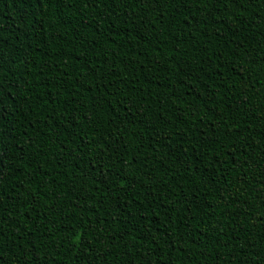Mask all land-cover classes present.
<instances>
[{"label":"trees","instance_id":"1","mask_svg":"<svg viewBox=\"0 0 264 264\" xmlns=\"http://www.w3.org/2000/svg\"><path fill=\"white\" fill-rule=\"evenodd\" d=\"M0 264H264V0H0Z\"/></svg>","mask_w":264,"mask_h":264},{"label":"snow or ice","instance_id":"2","mask_svg":"<svg viewBox=\"0 0 264 264\" xmlns=\"http://www.w3.org/2000/svg\"><path fill=\"white\" fill-rule=\"evenodd\" d=\"M71 2H72V0H67V3H68V4H70ZM65 6H67V5H65Z\"/></svg>","mask_w":264,"mask_h":264}]
</instances>
